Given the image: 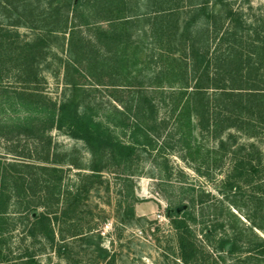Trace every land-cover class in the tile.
Returning <instances> with one entry per match:
<instances>
[{"label": "rangeland", "instance_id": "rangeland-1", "mask_svg": "<svg viewBox=\"0 0 264 264\" xmlns=\"http://www.w3.org/2000/svg\"><path fill=\"white\" fill-rule=\"evenodd\" d=\"M0 1V30L13 31L20 45L25 42L40 45L45 52L38 54L35 60V65L38 66L36 69L39 71V81L36 83L24 85L17 66H7V69L3 70L5 77L0 84V122L7 121V124L15 125L22 121V125L25 126L20 128L19 133L16 131L11 140L0 134V164L2 167L6 162L14 160H25L37 164L45 161L44 158L49 155L51 161L49 166L63 168L64 179L61 190L72 192L71 198L64 203L66 207L68 203L71 207H75V212L71 215H78V217L72 221L83 226L84 231L93 229L90 231L93 235L101 233V238L95 235L94 239L95 241L101 239L102 246L109 250L113 258L112 263L108 261L109 264H235L245 256L240 252L239 247L234 253L215 247L222 237H231L238 232L250 229L249 227L253 224L252 217L259 216L260 218L262 214L264 215V212L252 215L254 211L252 204L256 200L253 202L246 200V204L237 207L231 204L227 197L228 190L225 182L228 176L234 173L235 161L241 157V153L238 157H234L229 151L223 154L220 140L210 133V128H204L199 123L196 115H193L191 147L187 146L186 140L181 137L180 129H178L176 116L179 110L174 111L170 103V94L174 91L180 94L178 91L180 88L171 90L167 86V79L163 73L164 63L161 60L164 57L161 55L162 49L160 50L162 46L152 36L153 30L149 25L150 21L146 18L149 15L136 14L135 7L131 9L137 0H131L129 7L131 15L134 14L132 16L139 15L134 19H140L141 22L136 27H130L131 35L126 33V37L131 36L132 38V44L127 45V49L130 51L136 45L139 46L138 64L136 67L134 64H128L130 69L133 68L132 76H137L132 79L136 87L127 81L126 83H129L131 87L126 86L125 89H121L123 91L116 92V95L127 100L132 99V94L129 93L133 88L146 91L145 94L157 104L158 123L156 125L160 128L161 136L157 137L156 148L139 149L138 157L128 166L113 164L110 151H104L102 163H106V167L100 174L92 170L94 161L99 157L83 139L72 136L67 129L40 124L38 119L32 117L29 120L32 125H36L35 129L31 128V124L24 121L29 111L18 105L16 107L11 105V102L7 101L3 86H6L10 94L25 86L34 90L38 89L47 101L50 98L59 103L66 99H77L79 102L87 99L97 106L101 115L108 111L113 113L115 107L123 108L122 103L114 100L111 88L95 85L93 79L88 80L75 70V64L68 49L69 33L52 29V26H55V22L49 18L51 14H54L52 13L54 8L50 9L49 5V1L52 0H17L18 3L11 4H7L5 0ZM57 2L59 1L54 0V6H57ZM83 2L85 4L87 1L83 0ZM197 2L200 1L175 0L173 3L172 6L181 9L180 15L177 16L180 33L191 15L186 11L198 6ZM210 4L209 9H211ZM232 5L244 12V18L247 23L251 24V27L264 20V0H233ZM140 6L143 12L146 6ZM82 9L90 14L93 10L86 5L82 6ZM70 16L72 17V12ZM204 18H200L192 26L194 32L202 26L201 20ZM102 22V28H107L108 24ZM32 24L36 25L33 27ZM79 30L86 39L85 41L94 34L93 30L84 24ZM177 42V50L174 51L176 58L181 63L185 61L189 65L192 64V51L185 56L187 47H184L182 39H177ZM196 44L202 46L203 42ZM163 45L167 47L166 43ZM206 46L209 48L210 56V40ZM215 46L216 41H213L211 51ZM101 52L105 56L103 48ZM104 56L102 55V59ZM128 59L131 60L132 57L128 56ZM111 62L114 68L112 79L123 83L126 72L122 64L114 66L116 62L112 58ZM104 79L109 80L108 77ZM188 80L192 86L195 84L196 79L193 75L189 74ZM160 84L167 87L160 88ZM191 89L192 87L188 92H192ZM186 96L187 94L184 95V99ZM35 114L38 116V113ZM111 131L118 134L117 136L124 142L130 141L129 130L124 134L122 128L112 126ZM238 135L232 148L244 152L246 149H239V146L255 143L254 149L261 151L263 156L261 166H264V137L254 139L239 133ZM223 136L226 142L231 144L232 140L227 138V134ZM10 149H16L18 150L16 153L22 155L17 156ZM216 157L218 161H215ZM24 169L25 173H29L27 168ZM37 173L41 176L47 175V173ZM256 180H260L259 176ZM243 189L247 199L248 194L258 192L252 186H246ZM36 195L40 198L42 194L37 192L33 196ZM261 197L264 198V196ZM16 201L13 199L11 201V210L14 212ZM184 205L185 207L177 211L178 206ZM131 206L135 208V217L128 213ZM142 206H145L144 210L141 209ZM38 208L35 215L42 210V207ZM175 218L184 221L181 227L174 223ZM19 219H16V227L10 230L4 238L2 256L7 255L10 259L8 264H22L24 261L20 257L21 252L30 247L31 250H36L38 256L36 259L39 264H72V262L78 264L75 259L70 261L55 254L59 247L63 249L68 245V250L82 252L79 256L84 260L90 256V251L87 254L85 250L96 248L94 243L81 244L78 237L70 236H67L66 240L61 237L57 238L56 246H53L46 234H39L38 238L29 235L28 227H26L28 226L27 219L23 222ZM254 229L264 236V230L256 227ZM57 231L61 236L62 231L59 227ZM63 233L69 235L65 229ZM187 238L196 245L195 255L190 261H185L183 258V252L186 249L183 248L182 239L186 241ZM244 242L241 240L240 245H244ZM251 261L252 263L256 261L255 256Z\"/></svg>", "mask_w": 264, "mask_h": 264}, {"label": "trees", "instance_id": "trees-1", "mask_svg": "<svg viewBox=\"0 0 264 264\" xmlns=\"http://www.w3.org/2000/svg\"><path fill=\"white\" fill-rule=\"evenodd\" d=\"M58 1L57 6H54V0L49 1L50 9L54 8L52 10L54 14H51L49 18L55 22V26H52L53 30L69 33L68 49L75 64V70L86 79H93L95 85L111 88L114 100L121 102L123 108L115 107L113 113L108 111L101 115L97 106L87 99L81 102L77 99H66L59 103L49 98L47 101L42 92L27 86L16 90L13 94H10L6 86H3L7 101L14 107L18 105L29 111V115L24 120L27 124H31L29 119L32 117L38 119L40 124L67 129L72 136L83 139L99 157L92 165V170L96 174H100L106 167V163H102L104 151H110L113 164L128 166L138 157L139 149L156 148L157 137L161 136L160 128L156 125L158 123L157 104L145 94L146 91L133 88L129 93L132 94V99L127 100L116 95V92L123 91L121 89L129 86L127 81L136 87L132 79L137 76H132L133 68L130 69L128 64H134L135 67L138 64L139 46L136 45L129 51L128 39L132 38L126 37V33L131 35L130 27L140 24V19H134L139 15H131L129 7L131 0H86L85 4L83 0ZM199 1L198 6L186 11L191 15L185 22L182 33H180L177 17L181 9L172 6L175 0H145L146 8L143 12L137 0L131 9L135 7L136 14L149 15L146 18L150 21L152 36L162 46L160 50L162 49L161 55L164 57L161 60L164 63L163 73L167 79V86L171 90L180 88L178 90L180 94L175 91L170 94V103L174 111L179 110L176 120L181 137L186 140L187 146L191 147L193 115H196L199 123L204 128H210V133L220 140L223 154L229 151L234 157H238L241 153V157L235 161L234 173L228 176L225 182L228 190L227 197L231 204L237 207L246 204V200L252 202L256 200L252 204L254 205L252 215L263 213L262 153L259 149H254L255 143L239 146V149H246V152H239L232 146L239 137L238 133L247 138L264 137V20L251 27L244 18V12L232 5L233 0ZM5 2L18 3L17 0H5ZM83 4L93 8L91 14L82 9ZM209 4L211 9L208 8ZM203 17L205 18L201 20L202 26L194 32L192 26ZM102 21L108 24L107 28H102ZM82 24L90 27L94 33L87 41L79 30ZM32 25L34 27L36 24ZM15 37L17 35L13 31L0 30V84L5 77L3 70L7 69V66H17L20 69L19 76L22 83L31 85L39 81V71L36 69L38 66L35 65L37 55L45 52L40 45L27 42L20 45ZM177 39H182L184 47H187L185 56L192 51V64L189 65L185 61L181 63L176 58L174 51L177 50ZM209 40L210 56L209 48L206 46ZM213 41H216V46L211 51ZM197 42H203V45L197 46ZM163 43H166V48L163 47ZM102 48L105 50V56L101 52ZM128 56L132 59H128ZM111 58L116 62L114 66L122 64L126 72L123 83L112 79L114 68ZM134 70L136 71V68ZM189 74L196 79L193 86L188 80ZM105 77L109 80H105ZM167 86L160 84V88ZM191 87L192 92H188ZM185 94L187 96L184 99ZM182 99H184L183 102ZM35 113H38V116ZM6 122H0V134L9 140L13 138L16 131L25 126L22 125V121L15 125ZM35 125L31 124V128L35 129ZM112 126L122 128L124 134L129 130L130 141L124 142L117 136L118 134L112 133ZM225 133L227 138L232 140L231 144L226 142L223 136ZM10 151H14L17 156L22 155L16 153L18 151L16 149H10ZM44 159L45 161L37 164L25 160L8 161L3 167L0 164V264H8L10 261L7 255L2 256L3 244L5 235L16 227L17 218H20L21 222L27 219L26 227H28L29 235L38 238L39 234H46L53 246L59 233L57 227L62 231V238L66 237L63 233L64 229L69 235L93 236L90 232L93 229L84 231L83 226L72 221L78 217V215H71L75 212V207H71L70 203L67 207L64 204L68 202V198H71L72 192L61 190L64 179L63 168L49 166L51 165L49 155ZM215 161H218V157ZM24 168H27L29 173H25ZM37 172L47 173V175L41 176ZM258 176L260 180H256ZM246 186H252L258 192L248 194L247 199L243 189ZM37 192L42 194L40 198L37 195L33 196ZM12 199L17 200L14 205L15 212L11 210ZM38 207H42V210L35 215ZM128 213L135 217V208L131 206ZM252 218L253 224L249 227L250 229L245 230L246 232H238L231 237H222L219 244L215 246L230 253L236 252L239 247L240 252L245 256L235 264H264V236L254 229L256 227L264 230V215L262 214L260 218L259 216ZM68 222L70 224H67ZM183 222L178 218L174 220L178 227H181ZM95 235L101 238L100 232ZM241 240L245 241L244 245H240ZM182 245L184 250L186 249L183 252V258L185 261H190L195 255L196 245L189 238L186 241L182 239ZM96 247L102 252L103 258H106L109 250L101 246V239L97 240ZM30 248L21 252L20 257H26L22 264H39L35 258L36 250ZM58 250L62 251V248L59 247ZM254 256L257 262L252 263Z\"/></svg>", "mask_w": 264, "mask_h": 264}, {"label": "crops", "instance_id": "crops-1", "mask_svg": "<svg viewBox=\"0 0 264 264\" xmlns=\"http://www.w3.org/2000/svg\"><path fill=\"white\" fill-rule=\"evenodd\" d=\"M142 1H144V2H140L139 1V4L140 5H143V6H145V0H142ZM141 7V6H140ZM128 41H129V43H128V45L131 43V39H128ZM132 44V43H131ZM144 208H145V206H142L141 207V209L142 210H144ZM85 231H86V229H85ZM67 236H70V237H78L79 238V242L82 244V243H86V245L88 244V243H90V244H96V242L97 241H95V235H93V236H87V235H83V234H79V235H66V237ZM59 237H61V236H59V234H57V237H56V241H57V238H59ZM66 237L65 238H62L63 240H66ZM69 237V238H70ZM89 238V239H88ZM99 238V237H98ZM56 246V245H55ZM101 246H102V244H101ZM67 247H68V245H67ZM67 247H64L63 249H62V251H59V250H56V252H55V254H58L59 256H61V257H63L64 259H66V260H70V261H72L73 259H75L77 262H78V264H109L108 263V261L109 262H111L112 263V261H113V258L111 257V254H110V252H108L107 254V257L106 258H103V254H102V252H100L98 249H97V247L96 248H94V250H85L86 251V253L88 254V252L90 251V253H89V258H87V260H84L83 258H80V254L82 253V252H72V251H70V250H68L67 249ZM85 251H83V252H85ZM38 256H37V254L35 255V258H37ZM82 259V260H81ZM89 259V260H88ZM111 259H112V261H111ZM22 260L23 261H25L26 260V257H23L22 258ZM72 264H75L74 262H72Z\"/></svg>", "mask_w": 264, "mask_h": 264}, {"label": "water", "instance_id": "water-1", "mask_svg": "<svg viewBox=\"0 0 264 264\" xmlns=\"http://www.w3.org/2000/svg\"><path fill=\"white\" fill-rule=\"evenodd\" d=\"M182 207H185V205L184 206H178L177 211H180L182 209Z\"/></svg>", "mask_w": 264, "mask_h": 264}, {"label": "built area", "instance_id": "built-area-1", "mask_svg": "<svg viewBox=\"0 0 264 264\" xmlns=\"http://www.w3.org/2000/svg\"><path fill=\"white\" fill-rule=\"evenodd\" d=\"M103 234H105V232L103 231Z\"/></svg>", "mask_w": 264, "mask_h": 264}]
</instances>
